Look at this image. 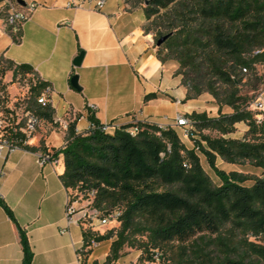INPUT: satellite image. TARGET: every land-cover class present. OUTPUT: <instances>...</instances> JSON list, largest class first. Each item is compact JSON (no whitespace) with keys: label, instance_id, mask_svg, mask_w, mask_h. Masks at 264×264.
<instances>
[{"label":"trees","instance_id":"trees-1","mask_svg":"<svg viewBox=\"0 0 264 264\" xmlns=\"http://www.w3.org/2000/svg\"><path fill=\"white\" fill-rule=\"evenodd\" d=\"M124 1L132 7L144 5V30L154 33L155 45L167 36L157 47V57L163 64H180L175 74L188 89L186 99L209 93L218 106L217 116H188V147L176 129L148 122L104 131L87 107L89 129L78 133L71 122L62 148L48 150L44 142L23 148L48 153L53 160L62 157L60 180L73 199V193L84 194L101 216L121 211L119 228L104 235L83 227V260L93 240L115 237L104 264L116 263L126 245L140 250L141 259L149 263L159 251L160 264H264V117L258 119L240 93L245 77L252 74L257 80L255 68L264 64V0ZM19 33L12 36L15 43ZM180 67L188 69L186 76ZM8 71H13V80L19 73L34 75L30 65H16L1 56L0 75ZM35 81L26 105L41 121L53 123L51 105L38 103L47 84ZM155 98L148 94L144 102ZM224 106L231 112L224 113ZM241 123L247 127L244 135L231 137ZM133 126L138 128L135 136L126 131ZM218 159L248 162L260 175L226 172L218 167ZM0 206L16 222L1 197ZM19 230L22 264H31L28 239Z\"/></svg>","mask_w":264,"mask_h":264},{"label":"crops","instance_id":"crops-1","mask_svg":"<svg viewBox=\"0 0 264 264\" xmlns=\"http://www.w3.org/2000/svg\"><path fill=\"white\" fill-rule=\"evenodd\" d=\"M25 1L38 6L20 26L18 43L12 39V28L6 29L0 21V38H10L0 57L30 65L35 79L50 86L53 118L75 122L76 131L83 133L90 127L88 106L100 123L118 125L134 120L172 125L177 114L188 117L207 111L201 97L186 99L188 89L175 74L176 66L158 59L154 36L144 30L143 9H132L124 0H106L100 11L86 0ZM68 3L73 5L68 7ZM81 52L82 63L75 67L73 60ZM76 74L81 91L70 84ZM11 81L13 73L8 71L2 84L14 98L18 92ZM148 94L157 98L144 102ZM66 133L42 121L27 146L39 147L44 142L48 150L62 148ZM39 153L22 148L0 157V197L16 221L0 206V264H22L19 229L28 239L31 264H82L77 250L84 243L83 226L67 222L70 191L60 180L62 157L41 165ZM112 241H102L83 264H104Z\"/></svg>","mask_w":264,"mask_h":264},{"label":"built area","instance_id":"built-area-1","mask_svg":"<svg viewBox=\"0 0 264 264\" xmlns=\"http://www.w3.org/2000/svg\"><path fill=\"white\" fill-rule=\"evenodd\" d=\"M86 1L94 3V9L97 11L103 9L106 4V0ZM72 5L73 4L68 3V7H71ZM37 6L38 4L35 2H26L25 6H21L18 4L17 0L12 4H9L6 22L8 26L12 28L14 33H17L20 26L30 19ZM258 53H260L259 50L255 51V54ZM243 72L246 73L247 70L244 69ZM2 78L3 76L0 75V157L27 146L29 139L36 133L42 122L41 119L26 105V102L31 95V86H34L36 82L34 75L30 73H19L16 79L11 81V84L16 86L18 92V95L14 98H10L6 86L2 84ZM50 92L51 88L47 85L41 96L38 98V103L42 106L50 105V100L48 98ZM257 106L260 109H264V102L259 100ZM89 108L93 110L92 106ZM132 122L136 123L137 121L134 120ZM53 124L58 125L62 130L67 132L70 123L66 120L53 118ZM157 125L161 129H166L168 127L179 129L181 140L183 142L190 140L192 124L190 119L183 114H177L175 123L172 125ZM117 127H119L118 124H104L103 130L109 132ZM126 131L130 135L135 136L138 132V128L133 126ZM38 161L41 165L56 162V160L51 159L48 153H39ZM75 204L76 201H74L72 196L68 194L66 203L68 225L79 222L84 228L90 229L93 232H96L95 227L97 225L104 226L111 221L118 222L119 216L121 215V211H114L109 215L101 216L97 210L92 209L89 206L87 209H78L75 207ZM76 215H79L78 219L74 218ZM100 243V241L93 240L89 246V250L92 252L97 249L100 246ZM84 251H86V248L83 243V245L77 250L81 263L83 261L82 255ZM162 260L163 254L159 251H155L152 254V262L149 264H160Z\"/></svg>","mask_w":264,"mask_h":264},{"label":"rangeland","instance_id":"rangeland-1","mask_svg":"<svg viewBox=\"0 0 264 264\" xmlns=\"http://www.w3.org/2000/svg\"><path fill=\"white\" fill-rule=\"evenodd\" d=\"M16 0H5L0 4V21L3 23L6 29L10 28L6 22V17L9 9V4L14 3ZM132 9H143L144 5H139L137 7H132ZM154 36V33L151 32ZM10 40L9 36L4 35L3 37L0 38V51H3V47H5L6 41ZM155 40V37H154ZM7 47V46H6ZM157 47V46H156ZM11 50H15L14 47H11ZM167 63L174 64L176 68L180 66V64L176 61H168ZM181 72H183V75L188 74V69L187 68H182L180 67ZM77 75V74H76ZM255 75L257 76V80L253 79V75H247L243 81V83L240 85V93L243 95L249 102L250 104V110H252L254 113H257L256 117L258 119H262L264 117V109L258 108L257 104L258 101L261 100L264 102V64H258L255 68ZM203 99V104L206 107V112L209 114V116H213L218 112V106L213 99V97L209 93H203L199 96V98ZM222 111L224 113H229L231 112V109L228 107H223ZM259 112H262L260 114ZM127 120L124 118L122 121ZM42 123V122H41ZM41 125V124H40ZM247 129L246 125L241 123V126L237 128V131L232 134V137L234 138H239L242 137L245 133V130ZM60 136V135H59ZM58 136V137H59ZM186 144L188 147H191V142L186 141ZM204 164V169L208 173V175L213 179L214 182L218 183L217 177L214 175V173L207 167L206 163L203 162ZM217 165L220 169L225 170L226 172L230 171H237L243 174H246L248 176H257L260 175V170L256 169L252 165H250L248 162L244 163H239V164H227L223 162L221 159L217 160ZM75 201L78 203V209H87L89 204L92 202L91 199L86 198L84 194H79L76 197V194L73 193ZM73 199V200H74ZM120 226L119 222L111 221L108 224L104 226L97 225L95 227L96 232L99 235H104L107 232H109L112 229H118ZM136 238L140 239L139 236H136ZM112 238V240H114ZM141 251L138 250L136 247H129L126 245L121 253H120V259L114 263V264H149V262H144L143 259H141ZM119 262V263H118Z\"/></svg>","mask_w":264,"mask_h":264},{"label":"water","instance_id":"water-1","mask_svg":"<svg viewBox=\"0 0 264 264\" xmlns=\"http://www.w3.org/2000/svg\"><path fill=\"white\" fill-rule=\"evenodd\" d=\"M18 4H20L21 6H25L26 5V2L25 0H17ZM167 38V36H164L162 38H160L156 45L157 47H159L164 41L165 39ZM83 52H81L74 60H73V65L75 67H80L81 63H82V59H83ZM70 84L72 86L73 89L77 90V91H81L82 88L80 87L79 85V82H78V76L77 75H74L71 80H70Z\"/></svg>","mask_w":264,"mask_h":264}]
</instances>
